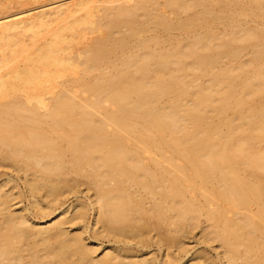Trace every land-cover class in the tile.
I'll return each mask as SVG.
<instances>
[{"label": "bare ground", "instance_id": "1", "mask_svg": "<svg viewBox=\"0 0 264 264\" xmlns=\"http://www.w3.org/2000/svg\"><path fill=\"white\" fill-rule=\"evenodd\" d=\"M27 1H0V167L29 205L0 184V264H215L186 254L196 227L218 264H264V107L194 129L264 93V69L233 84L264 59V0Z\"/></svg>", "mask_w": 264, "mask_h": 264}, {"label": "rangeland", "instance_id": "2", "mask_svg": "<svg viewBox=\"0 0 264 264\" xmlns=\"http://www.w3.org/2000/svg\"><path fill=\"white\" fill-rule=\"evenodd\" d=\"M0 1L2 3H9V2L13 3L14 1H17V0H0ZM41 1L43 2V0H35V1L28 0L27 1L28 3L25 6H27L28 8H32L38 5L40 6ZM63 1L64 0H50V1H46L45 3L41 5H44L45 6L44 8H48L49 5H54L58 2H63ZM64 2H67V0H65ZM257 21L262 22V19H257ZM257 43L264 46V41H257ZM79 47H80V43L73 44L72 50L74 51V54H76V51ZM246 50H247V53L241 57H237V58L231 57V56L223 57L221 59V62L217 64L215 69L216 70L234 69L239 64L241 59H246L253 55L251 47H248ZM261 69H264V59H261L255 62L253 67L249 68L248 70H241V71L235 72L234 74H236V76H234L233 84L234 86H236V89L240 91L245 81H249V80L253 81L252 79H253L254 73ZM82 76L83 74L81 73L80 69H76L74 72L65 73L61 78L57 79V82H59L58 84L59 88L66 87V86L67 87L76 86L90 79V78H82ZM205 79H206V76L202 73H196L188 77H185L186 88L189 91H192L196 84L203 83ZM182 97L187 98L185 95ZM237 97L238 95L237 96L235 95L233 98L229 100L227 105L222 106L218 110L203 113L201 119L197 120V122L195 123V126H194L195 131H210L217 124V122L221 120H229L235 117L236 115H239V114L245 115L252 110L258 109L260 107H264V93H259V94L251 96L250 98H248V101L243 105L239 104L236 101ZM175 98H176V95L174 93H168L167 95H164L159 100L158 103L159 104H163L165 102L167 103V102L174 100ZM232 134L237 135L238 133L233 132ZM258 147L264 148V142H261L258 145ZM9 165L10 164L4 165V167L3 166L0 167V184L6 183V186L3 187L4 190L11 186H14V190L19 189L20 192L22 193L19 198L20 201L17 202L16 205H14L15 207H21V208L28 207L29 206L28 201L25 198L26 192L23 187V183L25 182H24L23 175L21 174L22 172L16 170L14 166H9ZM248 174L249 176L250 174L253 175L252 173H248ZM80 181L83 183L84 179L80 178ZM85 188L86 186L84 184L80 185L79 190L81 193L77 194L76 195L77 197L73 195H69V197L67 198L66 204H69V203L71 204L75 202L77 199L86 200V196L84 194L86 193L87 190ZM90 193H91L90 191L87 192V194H90ZM64 207L65 206H62L61 208L63 209ZM61 208L56 210L55 213L61 210ZM201 220H203V218ZM43 221H46V218H44ZM91 221L93 224L94 221L93 220ZM199 230H200V227H196L195 229L191 231L190 235L185 237L184 239L185 242H184L183 247H185L186 254L189 255V254H194L197 251H201V252H204L207 258L212 260L215 264H218L216 260L217 255H216L215 250H213L212 247L207 246L206 244L198 240L199 235H200ZM103 243H105V241H103ZM214 245H216V243L212 244V246ZM150 250H152V252H154L155 255L157 254L158 258L161 256L160 253L158 252L157 246L153 245L150 248ZM180 254H182V252H180Z\"/></svg>", "mask_w": 264, "mask_h": 264}]
</instances>
